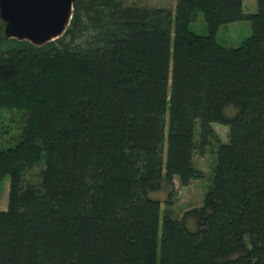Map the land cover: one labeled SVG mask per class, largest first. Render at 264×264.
<instances>
[{"label": "trees", "instance_id": "trees-1", "mask_svg": "<svg viewBox=\"0 0 264 264\" xmlns=\"http://www.w3.org/2000/svg\"><path fill=\"white\" fill-rule=\"evenodd\" d=\"M257 2L245 13L244 0H177L175 11L76 0L64 34L96 31L87 46L3 37L0 110L20 111L22 126L0 148V264H264ZM200 12L208 35L191 30ZM244 20L241 46L218 42L221 26ZM214 123L229 127L226 142ZM215 149L190 228L174 216L175 178H200L195 156ZM164 184L161 201L152 193Z\"/></svg>", "mask_w": 264, "mask_h": 264}, {"label": "rangeland", "instance_id": "rangeland-1", "mask_svg": "<svg viewBox=\"0 0 264 264\" xmlns=\"http://www.w3.org/2000/svg\"><path fill=\"white\" fill-rule=\"evenodd\" d=\"M123 7L128 6H139L145 8H169L175 11L177 0H118ZM254 8H249L253 5ZM246 11L257 12L258 2L257 0H246ZM75 8L73 10L74 14ZM73 17V16H72ZM83 19L86 20L85 16ZM191 30L200 35H208L209 30L206 23L204 13L200 12L197 19L191 23ZM96 31L90 29L84 31V33L76 38L71 39V35L63 34L62 40L66 43H72L81 46H87L92 36ZM252 34V26L249 21H238L230 24L221 26L217 34L218 42L225 46L236 48L242 45L244 40H246ZM5 38L4 34V22L0 19V50L6 47V44L10 46V43H6L3 40ZM9 39V38H7ZM58 39V38H57ZM20 111L18 110H0V148L14 145L18 139V130L20 131L21 122ZM14 119V121L12 120ZM13 121V122H12ZM14 126V129L12 127ZM214 128L216 129L220 139L224 142L228 140L229 127L220 123H214ZM7 131V132H5ZM215 151H209L205 155H196L194 158L197 168L201 172V177L192 181L188 186H181L178 179L175 178V189L176 196L174 199V216L177 218H185L187 224L190 228H195L196 217L194 215L195 209L200 208L204 203L205 194L208 190L210 184V179L212 176V170L215 163ZM35 173L38 170L34 171ZM9 185L10 177L5 176L0 182V210H5L7 207V201H9ZM169 191V186L164 184L163 188L159 191L153 192V196L159 198L161 201L167 197ZM165 208V204H162V209Z\"/></svg>", "mask_w": 264, "mask_h": 264}, {"label": "water", "instance_id": "water-1", "mask_svg": "<svg viewBox=\"0 0 264 264\" xmlns=\"http://www.w3.org/2000/svg\"><path fill=\"white\" fill-rule=\"evenodd\" d=\"M76 0H0L6 38L42 46L70 25Z\"/></svg>", "mask_w": 264, "mask_h": 264}, {"label": "crops", "instance_id": "crops-1", "mask_svg": "<svg viewBox=\"0 0 264 264\" xmlns=\"http://www.w3.org/2000/svg\"><path fill=\"white\" fill-rule=\"evenodd\" d=\"M245 8H246V0H244V11H245V13H253L250 11H246ZM249 8H254V2H253V5H251Z\"/></svg>", "mask_w": 264, "mask_h": 264}]
</instances>
